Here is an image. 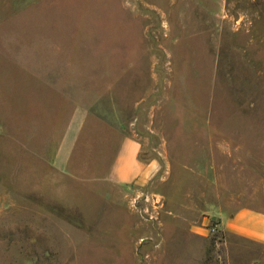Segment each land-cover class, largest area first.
Masks as SVG:
<instances>
[{
  "label": "rangeland",
  "instance_id": "1",
  "mask_svg": "<svg viewBox=\"0 0 264 264\" xmlns=\"http://www.w3.org/2000/svg\"><path fill=\"white\" fill-rule=\"evenodd\" d=\"M127 135L142 188L109 178ZM241 205L264 208V0H0V264H227L211 225Z\"/></svg>",
  "mask_w": 264,
  "mask_h": 264
},
{
  "label": "crops",
  "instance_id": "2",
  "mask_svg": "<svg viewBox=\"0 0 264 264\" xmlns=\"http://www.w3.org/2000/svg\"><path fill=\"white\" fill-rule=\"evenodd\" d=\"M140 152L139 141L125 136L117 146L109 178L135 188L147 185L155 165L143 162ZM218 210L216 216L224 236L222 255L226 263L264 264V208L241 205L232 211L223 207Z\"/></svg>",
  "mask_w": 264,
  "mask_h": 264
},
{
  "label": "built area",
  "instance_id": "3",
  "mask_svg": "<svg viewBox=\"0 0 264 264\" xmlns=\"http://www.w3.org/2000/svg\"><path fill=\"white\" fill-rule=\"evenodd\" d=\"M211 231L213 233H216V232L220 231L219 223L217 221L214 222V224L211 225Z\"/></svg>",
  "mask_w": 264,
  "mask_h": 264
}]
</instances>
